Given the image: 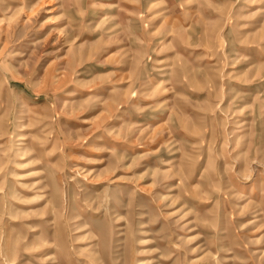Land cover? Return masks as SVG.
I'll return each mask as SVG.
<instances>
[{
	"label": "rangeland",
	"instance_id": "rangeland-1",
	"mask_svg": "<svg viewBox=\"0 0 264 264\" xmlns=\"http://www.w3.org/2000/svg\"><path fill=\"white\" fill-rule=\"evenodd\" d=\"M139 263L264 264V0H0V264Z\"/></svg>",
	"mask_w": 264,
	"mask_h": 264
},
{
	"label": "bare ground",
	"instance_id": "bare-ground-1",
	"mask_svg": "<svg viewBox=\"0 0 264 264\" xmlns=\"http://www.w3.org/2000/svg\"><path fill=\"white\" fill-rule=\"evenodd\" d=\"M47 244H49V243H47ZM47 244H46V245H47ZM51 244H52V243H51ZM73 247H74V246H73ZM47 250H48V249H47ZM47 250H46V251H47ZM95 253H96V252H93V254H95ZM96 260H97V259H96ZM139 264H143V263H139Z\"/></svg>",
	"mask_w": 264,
	"mask_h": 264
}]
</instances>
